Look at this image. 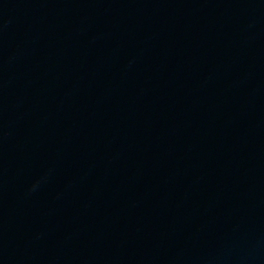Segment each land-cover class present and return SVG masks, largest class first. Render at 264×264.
<instances>
[{
  "label": "water",
  "instance_id": "1",
  "mask_svg": "<svg viewBox=\"0 0 264 264\" xmlns=\"http://www.w3.org/2000/svg\"><path fill=\"white\" fill-rule=\"evenodd\" d=\"M234 264H264V0H259L253 134L247 188Z\"/></svg>",
  "mask_w": 264,
  "mask_h": 264
}]
</instances>
